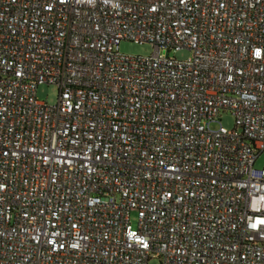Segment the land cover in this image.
<instances>
[{"label":"built area","instance_id":"2783aa9c","mask_svg":"<svg viewBox=\"0 0 264 264\" xmlns=\"http://www.w3.org/2000/svg\"><path fill=\"white\" fill-rule=\"evenodd\" d=\"M263 152L264 0H0V264H264Z\"/></svg>","mask_w":264,"mask_h":264},{"label":"rangeland","instance_id":"374dc122","mask_svg":"<svg viewBox=\"0 0 264 264\" xmlns=\"http://www.w3.org/2000/svg\"><path fill=\"white\" fill-rule=\"evenodd\" d=\"M120 50L123 54L126 55H142L149 56L153 53L154 48L149 44H136L133 42H122L120 46ZM172 56L176 57L179 60H187L191 57V53L189 51H180L172 53ZM59 92L57 88L53 85H41L38 89V98L41 101L47 102L50 105H54L58 101ZM223 125L232 129L234 127V119L231 114H224L222 116ZM255 167L257 169L264 168V152L259 156L256 161ZM132 223L134 226H137V211L132 212ZM149 264H162L159 259L150 260Z\"/></svg>","mask_w":264,"mask_h":264}]
</instances>
